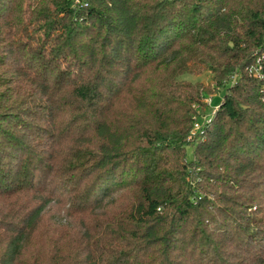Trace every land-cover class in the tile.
I'll return each instance as SVG.
<instances>
[{
	"label": "trees",
	"instance_id": "obj_1",
	"mask_svg": "<svg viewBox=\"0 0 264 264\" xmlns=\"http://www.w3.org/2000/svg\"><path fill=\"white\" fill-rule=\"evenodd\" d=\"M0 264H264V0H0Z\"/></svg>",
	"mask_w": 264,
	"mask_h": 264
},
{
	"label": "rangeland",
	"instance_id": "obj_2",
	"mask_svg": "<svg viewBox=\"0 0 264 264\" xmlns=\"http://www.w3.org/2000/svg\"><path fill=\"white\" fill-rule=\"evenodd\" d=\"M181 78L183 80H186V81L191 82V83H196V82L204 83V84H210L211 83L210 76L207 75V74H203V75H183ZM223 94H224V92L220 91V92H216V93H213V94L207 96L206 99L210 98V104L205 109V112L201 113L198 118H200L201 116L202 117L203 116H207V117L210 116L212 114V110L215 107H217L219 105V103L221 102V100L223 98ZM201 120L203 121V118L198 119V122H199L200 126L203 125ZM185 152H186V160H187V162H191L193 160V147L187 146L185 148Z\"/></svg>",
	"mask_w": 264,
	"mask_h": 264
},
{
	"label": "built area",
	"instance_id": "obj_3",
	"mask_svg": "<svg viewBox=\"0 0 264 264\" xmlns=\"http://www.w3.org/2000/svg\"><path fill=\"white\" fill-rule=\"evenodd\" d=\"M250 73L253 75V76H255L256 78H260V77H262V74H261V66L260 65H257L255 68H253V69H250ZM204 103H205V105L206 106H209V104H210V98H207L206 100H204ZM217 107H215L213 110H212V114L210 115V116H201L200 118H198V119H201V118H203V121H202V123L203 124H206V123H209V120H210V117L213 115V113H214V111H215V109H216ZM202 126V125H201ZM200 125H199V122H198V120L194 123V126H193V128H194V130H198L200 127H201Z\"/></svg>",
	"mask_w": 264,
	"mask_h": 264
}]
</instances>
